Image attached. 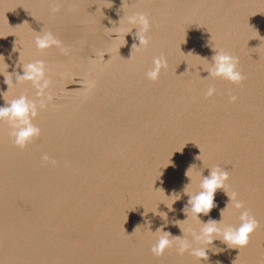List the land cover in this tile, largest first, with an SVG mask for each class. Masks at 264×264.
<instances>
[{
    "label": "water",
    "instance_id": "95a60500",
    "mask_svg": "<svg viewBox=\"0 0 264 264\" xmlns=\"http://www.w3.org/2000/svg\"><path fill=\"white\" fill-rule=\"evenodd\" d=\"M125 9L149 16L147 47H133L135 28L111 37L121 0H0V66L22 74L21 62L44 60L52 96L32 120L40 134L23 148L0 121V264H264V0H128ZM41 30L69 53L36 48ZM212 47L239 58L243 81L206 77ZM161 54L167 67L150 80ZM7 88L0 73V105L40 99L30 81ZM214 165L229 171L228 186L200 220L223 213L239 223L235 191L259 221L247 246L217 239L207 260L174 246L156 256L151 231L178 236L195 225L183 221V189L197 188L196 168L206 176ZM163 191L180 195L172 203Z\"/></svg>",
    "mask_w": 264,
    "mask_h": 264
},
{
    "label": "clouds",
    "instance_id": "9594fccd",
    "mask_svg": "<svg viewBox=\"0 0 264 264\" xmlns=\"http://www.w3.org/2000/svg\"><path fill=\"white\" fill-rule=\"evenodd\" d=\"M53 2L56 3L57 0H53ZM127 3L128 0H121L123 15L120 16L118 25L108 28L111 30L110 34L115 33V35L111 37L117 39L122 35L124 39L125 34L130 33L132 29L135 28L136 39H138L139 43H134L133 47L137 49L147 47L150 42L149 32L152 26L150 18L143 11H131L126 14L125 5ZM52 11H59L58 3L56 7H53ZM124 21H126L127 26L121 27V23ZM34 42L38 49H46L55 45L60 47L65 55L70 51L67 46L62 45V42L57 39L51 31L41 30L36 32ZM212 48L215 51L211 60L209 61L207 59L208 63L206 65L197 64L201 65L202 68L207 71L208 75L206 77H220L233 83H240L243 81L245 77L238 67L239 58L223 49ZM197 65H195V68ZM8 67V64L5 63L3 59V66H0V73L5 77V81L8 85L7 91L13 84L30 81L37 89L36 96L40 98L36 100L21 94L7 100L4 105H0V121L6 120L9 123L11 128L10 135L13 138V143L23 148L33 137L40 134V128L35 125L32 120L37 116L39 109L46 107L47 102L52 99L51 93L46 91L50 85V79L47 76L48 68L46 67L45 61L42 59L21 62L20 67L22 68V74L19 72H9L7 70ZM166 67L167 58L161 54L153 58L152 66L146 71L145 75L150 80H158L161 69ZM196 71L200 73V69H196ZM5 73H7L6 76ZM215 91L216 89L214 87L209 86L205 95L209 97L213 96ZM230 99L235 101L237 98L233 95L230 96ZM42 159L44 161H49L50 158L45 153ZM52 162L55 163L54 161ZM193 166L194 164L186 170V175L190 178L188 184L193 181ZM207 167L210 171L206 176L202 175L201 170L196 168V176L198 179L197 188L195 190L188 191L186 190V186L183 189L188 195L187 203L189 205V207L185 208L188 211H185L187 216L183 221H187L189 217H191L192 221H195V225L189 224L187 227H181L179 225L183 235L178 236H173L168 231L162 230V228H157L155 231L150 230L153 233H159L155 237V242L151 245V251L156 256L162 255L166 248L174 246L178 254L182 255L188 252L198 260L202 258L207 260V249L209 245L213 244V241L219 239L226 246L230 248H239L240 250L247 246L250 235L259 226V221L256 216L245 207L244 201L238 198V194L235 191L229 195V202L233 209L239 210V223L226 222L223 213L221 221L210 219L206 222H201L199 214L202 213L207 215L209 213L210 209L214 206L215 192L217 189L221 188L226 191L229 180V171L224 167L220 165ZM162 195L165 198H173V203L179 198L180 194L174 193L165 195L163 191ZM161 201H163V199ZM221 250L220 248L212 249L213 252Z\"/></svg>",
    "mask_w": 264,
    "mask_h": 264
}]
</instances>
